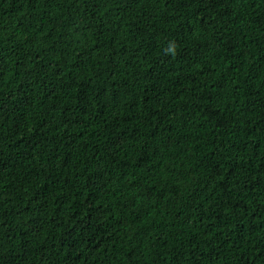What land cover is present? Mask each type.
<instances>
[{
  "label": "trees",
  "instance_id": "obj_1",
  "mask_svg": "<svg viewBox=\"0 0 264 264\" xmlns=\"http://www.w3.org/2000/svg\"><path fill=\"white\" fill-rule=\"evenodd\" d=\"M0 264H264V0H0Z\"/></svg>",
  "mask_w": 264,
  "mask_h": 264
},
{
  "label": "clouds",
  "instance_id": "obj_2",
  "mask_svg": "<svg viewBox=\"0 0 264 264\" xmlns=\"http://www.w3.org/2000/svg\"><path fill=\"white\" fill-rule=\"evenodd\" d=\"M167 51H169L171 54L175 55V48H174V46H172L169 49H167Z\"/></svg>",
  "mask_w": 264,
  "mask_h": 264
}]
</instances>
